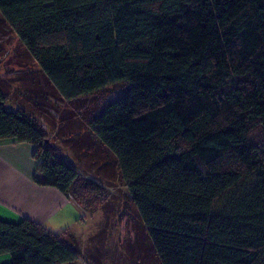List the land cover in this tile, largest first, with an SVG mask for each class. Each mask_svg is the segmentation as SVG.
<instances>
[{"label":"trees","instance_id":"trees-1","mask_svg":"<svg viewBox=\"0 0 264 264\" xmlns=\"http://www.w3.org/2000/svg\"><path fill=\"white\" fill-rule=\"evenodd\" d=\"M0 14L60 98L124 85L87 129L160 264H264V0H0ZM8 99L0 84V140L34 144L36 182L92 208L103 187ZM68 235L0 220V256L72 262Z\"/></svg>","mask_w":264,"mask_h":264},{"label":"rangeland","instance_id":"rangeland-1","mask_svg":"<svg viewBox=\"0 0 264 264\" xmlns=\"http://www.w3.org/2000/svg\"><path fill=\"white\" fill-rule=\"evenodd\" d=\"M33 67H36V62L0 14V84L9 96L6 108L15 110L24 106L28 112L40 116L39 124L45 126L42 128L48 135L58 126L57 138L65 135L66 131L74 134L78 131L81 143L64 142L67 147L60 146L62 156L78 167L85 175V181H93L104 189L96 191L89 206L92 208L79 204L70 192L74 200L69 199L80 205L86 220L80 213L77 222L68 228L78 229L84 226V221L88 227L78 248L80 264H84L82 260L90 261V264H160L125 184L119 178L116 158L93 141L89 132L87 135L79 131L83 127L87 129L88 118L116 98L124 85L119 83L67 101L50 89L43 75ZM12 91L16 93L11 94ZM87 199L90 200L89 197ZM66 237L75 240L70 233Z\"/></svg>","mask_w":264,"mask_h":264},{"label":"crops","instance_id":"crops-1","mask_svg":"<svg viewBox=\"0 0 264 264\" xmlns=\"http://www.w3.org/2000/svg\"><path fill=\"white\" fill-rule=\"evenodd\" d=\"M32 69L40 73L37 64ZM15 70L18 71L19 69ZM13 93L15 94L16 91H12L11 94ZM76 117L73 116V118ZM55 123L58 125L57 122ZM60 125L63 126V124ZM58 128L55 126L50 137L53 145H56L60 151L61 145L67 147L64 143L66 141H73L77 145L81 143L78 131L75 134L66 131L65 135L57 138ZM79 131L89 135L88 129L84 127ZM73 135L74 138H72ZM90 136L93 141H96L92 135ZM33 149L34 144L31 143L18 142L15 139L0 140V220L18 223L23 218H28L40 223L53 233L68 232L75 237L79 248L82 245L84 234L88 232L85 221L84 226L78 229L68 227L77 222L78 214L81 213L82 217L85 218L84 220L86 217H84L79 205L69 199L65 193L55 187L36 182L34 178L42 179L43 175L36 171L37 162L32 156ZM72 165L81 173L74 163ZM0 262L1 264H9L11 262L10 255H1ZM82 262L90 264V261L82 260ZM64 264H80V257L78 256L76 260Z\"/></svg>","mask_w":264,"mask_h":264},{"label":"built area","instance_id":"built-area-1","mask_svg":"<svg viewBox=\"0 0 264 264\" xmlns=\"http://www.w3.org/2000/svg\"><path fill=\"white\" fill-rule=\"evenodd\" d=\"M43 126V128H45V126L44 125H42ZM68 198H71L72 199V197L71 196H69ZM75 202V201H74Z\"/></svg>","mask_w":264,"mask_h":264}]
</instances>
